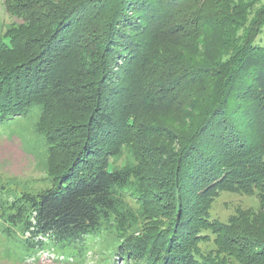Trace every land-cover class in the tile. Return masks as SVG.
<instances>
[{
	"label": "trees",
	"instance_id": "1",
	"mask_svg": "<svg viewBox=\"0 0 264 264\" xmlns=\"http://www.w3.org/2000/svg\"><path fill=\"white\" fill-rule=\"evenodd\" d=\"M3 4L0 121L39 107L51 186L0 176L1 249L101 236L129 264H264V0ZM223 192L259 208L210 218Z\"/></svg>",
	"mask_w": 264,
	"mask_h": 264
},
{
	"label": "rangeland",
	"instance_id": "2",
	"mask_svg": "<svg viewBox=\"0 0 264 264\" xmlns=\"http://www.w3.org/2000/svg\"><path fill=\"white\" fill-rule=\"evenodd\" d=\"M3 2L4 0H0V32L4 31L11 22H21V19L7 12ZM262 42H264V27L255 40L257 44ZM184 108L189 116L193 115L196 110L192 105ZM38 112L39 107L34 106L25 114L0 121V176H2L1 180L6 177H18L20 180L29 179L32 181V188L40 190L51 186V184L47 180H42L45 177L41 168L44 163L46 144L35 133ZM170 117L169 113H159L150 118L154 119V122H164ZM164 142V140H159V142L151 144L162 147L160 144ZM170 147H173V144ZM158 158L165 157L162 155L152 156L153 161L159 160ZM237 206L255 212L259 208V202L255 195L223 192L213 203L210 218L225 221L228 216L234 213ZM252 218L253 216L249 220L251 221ZM94 238L90 236L86 239L87 253L84 256L76 255L73 250H62L55 247L53 250H38L32 257L19 261L14 258L16 256L15 248L12 247L9 251L0 248V264H129L123 257L118 256L115 246L110 240L101 236L97 237L98 239ZM208 246L211 247L212 244L209 243Z\"/></svg>",
	"mask_w": 264,
	"mask_h": 264
}]
</instances>
